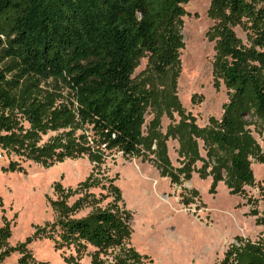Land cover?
<instances>
[{
	"label": "rangeland",
	"instance_id": "1",
	"mask_svg": "<svg viewBox=\"0 0 264 264\" xmlns=\"http://www.w3.org/2000/svg\"><path fill=\"white\" fill-rule=\"evenodd\" d=\"M209 7L210 0L183 5L177 68L154 71L148 55L136 63L133 85L148 98L137 153L108 147L76 118L70 125H53L49 111L45 131L28 140L29 123L14 122L19 141L0 149V226L10 227L9 247L30 238L28 264H131L124 260L128 250L140 264H221L237 239L264 246V120L245 101L236 111L240 127L229 133L245 149L250 184L236 182L228 169L229 143L216 148L195 135V129L223 132L219 123L230 102L213 75L214 41L208 32L216 21ZM233 29L244 43L243 31ZM41 87L53 90L50 81ZM62 96L65 103L71 99L66 90ZM45 147L53 151L42 166L31 148ZM112 188L121 195L117 208L128 216L127 237L106 248L76 239L55 250L50 238L60 230L49 202L62 198L68 219L90 221L113 210ZM20 257L13 251L1 264H18Z\"/></svg>",
	"mask_w": 264,
	"mask_h": 264
},
{
	"label": "trees",
	"instance_id": "2",
	"mask_svg": "<svg viewBox=\"0 0 264 264\" xmlns=\"http://www.w3.org/2000/svg\"><path fill=\"white\" fill-rule=\"evenodd\" d=\"M186 2L0 0V149L19 141L13 133L17 118L30 125L24 136L28 140L33 132L45 131L44 114L49 111L53 125H70L76 118L108 147L137 153L148 98L136 91L131 76L143 55H148L154 71L177 68ZM208 14L216 21L208 32L214 41L213 75L229 92L230 102L219 123L223 132L195 129V135L216 148L229 143L228 169L236 182L250 184L245 149L230 140L229 133L239 129L236 111L245 101L264 120V0H210ZM234 27L245 34L244 43ZM48 81L52 92L41 87ZM63 90L69 102L63 101ZM58 100L62 102L56 104ZM67 140L64 148L70 151ZM52 148H31L33 159L45 166ZM54 190L62 195L59 186ZM111 190L113 210L98 212L90 221L68 219L62 198L49 202L60 230L50 238L55 250L76 239L106 248L127 237L128 216L117 208L120 192ZM10 236L9 225L0 226V264L13 251L21 255L18 264H28L25 245L30 238L9 247ZM124 260L141 262L131 250ZM221 264H264V246L237 239Z\"/></svg>",
	"mask_w": 264,
	"mask_h": 264
}]
</instances>
